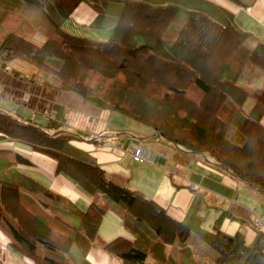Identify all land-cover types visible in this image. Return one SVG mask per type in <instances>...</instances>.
<instances>
[{
  "label": "trees",
  "instance_id": "16d2710c",
  "mask_svg": "<svg viewBox=\"0 0 264 264\" xmlns=\"http://www.w3.org/2000/svg\"><path fill=\"white\" fill-rule=\"evenodd\" d=\"M49 15L59 34L42 45L11 31L0 41V67L21 60L38 70L53 73L54 85L82 96L102 109H110L149 127L153 133L192 153L213 158L232 175L264 194V84L255 90L256 102L244 109L251 93L240 80L256 68H264V44L248 46L250 34L239 29L231 13L206 0H122L119 21L107 41L75 36L63 22L82 0H51L53 17L44 0H31ZM188 15L173 43L165 39L177 14ZM18 75V72H15ZM192 84L204 91L196 102L188 96ZM0 112V141L24 140L38 151L59 160V171L71 175L90 192L101 191L125 210L124 225L135 239L118 237L104 249L121 264H171L168 244L186 241L190 228L153 201L105 177L96 163L61 156V144L69 135L49 137L40 125H21ZM57 121L49 127L59 128ZM1 152V151H0ZM62 159V160H60ZM18 156L1 157L0 197L3 209L17 222L15 248L34 264H69L75 249L83 257L93 246L105 209L91 203L86 211L75 205L69 212L76 223L57 215L73 233L47 224L21 201V191L32 193L45 206L57 207L66 198L21 173ZM231 237V238H230ZM208 243L218 253V264H264V233L253 244L237 233L216 231Z\"/></svg>",
  "mask_w": 264,
  "mask_h": 264
},
{
  "label": "crops",
  "instance_id": "0c3cea01",
  "mask_svg": "<svg viewBox=\"0 0 264 264\" xmlns=\"http://www.w3.org/2000/svg\"><path fill=\"white\" fill-rule=\"evenodd\" d=\"M170 1L157 0L156 3ZM206 1L232 14L235 25L250 34V48L258 43L264 44V0ZM44 2L48 13L55 17V10L49 11L54 7L53 2ZM3 3L8 8L27 5L29 10L39 5L31 0H5ZM124 7L122 0H82L63 22L62 28L75 36L107 41ZM6 12H0L1 24L7 22ZM15 27L18 32H14L38 45L52 38L55 30L52 23L51 28L45 30V25L40 29L27 18L16 22ZM44 79L54 85L58 83L56 78L21 60L11 61L6 68L0 67V112L10 115L22 126H43L50 137L69 135L71 139L60 143L61 156L70 155L96 163L104 170L108 180L153 201L174 219L185 222L190 228L187 240L176 241L165 248V255L171 264H184L181 259L188 252L196 264H218V253L208 246L209 237L218 230L229 236L242 233L247 244H253L264 233V194L218 166L213 158L168 142L138 122H122L118 112L93 105L75 92L44 84ZM241 81L240 84L249 90L250 97L256 102L253 93L264 84V69L256 68ZM254 101L247 112L254 106ZM45 109H49L54 116L46 115ZM50 121H57L62 126L51 128ZM98 136L103 139H97ZM65 144L72 146L76 152L69 151ZM140 146L147 150L151 161L140 162L126 154L127 148ZM0 151L1 157L18 156L27 160V163L21 160L18 163L21 173L66 198L60 204L67 206L68 210H62L53 199L45 206L32 193L20 192L21 201L39 217H45L50 222L47 224L69 228L57 215L67 222L76 223V216L69 212L72 205L81 211H86L91 203L105 209L99 240L95 239L85 257L73 249L69 264L121 263L113 254L104 251V245L115 238L135 239V235L124 225L127 216L121 205L101 191H88L71 175L59 171L57 158L38 151L29 142L5 139L0 141ZM14 228H18V224L3 209L0 197V264H34L15 248ZM112 228H115L114 233ZM67 233L72 234L73 230L69 228Z\"/></svg>",
  "mask_w": 264,
  "mask_h": 264
},
{
  "label": "rangeland",
  "instance_id": "374dc122",
  "mask_svg": "<svg viewBox=\"0 0 264 264\" xmlns=\"http://www.w3.org/2000/svg\"><path fill=\"white\" fill-rule=\"evenodd\" d=\"M3 1H5V0H3ZM3 1H0V12L1 11H4V13H5V11H7L6 12L7 15L5 16V19H6L7 22H4V24H1L0 23V41L5 37V35L7 33L11 32V31H17L18 32V30L15 27V23L18 22V21H21L23 18L29 19L31 22H33L34 24H36L37 26H39L40 29H43L42 27L44 25H45V30H47V28H51L50 27L51 26V22H50L49 18L47 17V15L44 13L43 9L39 5L33 6L31 10L28 9L29 6H27V5L25 7H22V6H14L13 8L12 7H9L8 8L7 6H4L6 4L3 3ZM51 10L54 11L55 8L54 7L53 8H49V11H51ZM187 20H188L187 13L184 10H181L177 14V17L175 18V20L172 22L171 28H169L168 33L165 35V39H166V41H167L168 44L171 45L173 43L174 38L178 35V32L181 30V28L187 22ZM56 32L57 31L54 30V36L53 37H58L59 36V34H56ZM261 69H264V68H261ZM40 72L43 73V74L51 75V77L53 79L56 78L58 80V83L57 84L60 83L59 82V79L56 76H54L53 73H49V72H46L44 70H40ZM31 79L34 80V78H31ZM188 96L191 99L195 100L196 102H199L203 98V96H204V91L202 89H200L197 85L192 84L190 86V88H189ZM248 100L249 101L248 102L246 101L247 103H245V106H244L245 107V110H247V111L251 107L254 99L252 97H250V99H248ZM46 110H49V109H45V111ZM48 114H53V113L49 110ZM118 115L122 117V122L125 121V120H127L128 123L129 122H134V124L137 123V121H135L134 119L129 118V120H128V117L126 118L124 115H122L120 113H118ZM156 138H160V137L159 136L158 137L156 136ZM97 139H99V138L97 137ZM65 145L68 146L67 148H69L68 149L69 151L76 152V150L74 148H72V146H70L68 144H65ZM110 214H113V213H110ZM41 218L46 223H49L50 224V222L45 217L41 216ZM76 221H77V219H76ZM53 227L58 228V229L63 230V231H66V232L69 231V228H66V227H64L63 229H62V226H53ZM108 227H112V226H108ZM114 231H115V228H112V231L111 232L114 233ZM99 237H100V235H99V232H98V235H97L96 238L99 240ZM171 245L172 244H168L167 245V248L169 246H171ZM208 246H209V248H211V250H213L215 253H217V251L212 246H210V245H208ZM104 251L107 252L108 254L112 255L107 250H104ZM181 261L182 262L184 261V264H196L195 259H194V261L191 259V254L189 252H188V255L187 256H185L183 259H181ZM119 263H120V261H119Z\"/></svg>",
  "mask_w": 264,
  "mask_h": 264
},
{
  "label": "built area",
  "instance_id": "2783aa9c",
  "mask_svg": "<svg viewBox=\"0 0 264 264\" xmlns=\"http://www.w3.org/2000/svg\"><path fill=\"white\" fill-rule=\"evenodd\" d=\"M49 110H46L45 113L49 116V117H53V114H48ZM99 140L103 139L101 136H98ZM126 154H129L132 156V158H134L137 161L140 162H147V161H151V158L148 155V152L145 148L143 147H136V148H127L126 149Z\"/></svg>",
  "mask_w": 264,
  "mask_h": 264
},
{
  "label": "water",
  "instance_id": "95a60500",
  "mask_svg": "<svg viewBox=\"0 0 264 264\" xmlns=\"http://www.w3.org/2000/svg\"><path fill=\"white\" fill-rule=\"evenodd\" d=\"M159 135L163 136V135H162V133H161V134H159ZM230 238H231V237H230Z\"/></svg>",
  "mask_w": 264,
  "mask_h": 264
}]
</instances>
